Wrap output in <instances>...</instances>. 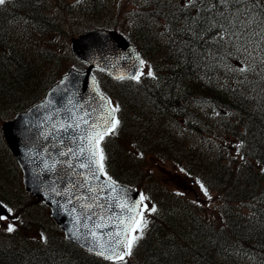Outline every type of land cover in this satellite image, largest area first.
Here are the masks:
<instances>
[{"label": "trees", "instance_id": "trees-1", "mask_svg": "<svg viewBox=\"0 0 264 264\" xmlns=\"http://www.w3.org/2000/svg\"><path fill=\"white\" fill-rule=\"evenodd\" d=\"M58 1L6 0L0 5V122L7 115L10 116L38 100L55 82L59 73L58 65L63 60L72 61L66 49L67 37L79 33V28L71 25L69 28L62 19L56 22L54 16L49 14V3ZM198 3L201 12L195 17L184 12L188 20L187 26L193 22L201 26L208 18L212 19L220 30L227 32L232 48L237 46L249 50L250 57L241 60L245 63L255 62L254 56L258 54L263 61L261 66L264 67V9L260 5L253 8L251 0H228L225 4L218 3L217 0H199ZM248 16L254 17L251 24L243 21V18L247 21ZM16 23L24 28L17 30L13 26ZM170 29L173 32V28ZM198 29L180 28L175 31L179 38L176 47L173 46L174 41L167 46L156 47L158 52L164 47L163 51L169 57L166 58L167 61L164 60L169 63L168 67L157 73L163 75L162 86L152 83L136 86L130 82H113L109 79L100 83L101 89L108 96L126 100L120 105L125 111L122 116H117L119 125L116 132L124 135L123 137L132 133L141 152L147 151L146 146L151 145L154 140L151 153L155 158L159 161H172L183 167L203 185L202 190H207L206 199L197 196L192 201L180 199L188 202L185 204L175 200L169 193L152 191L153 194L150 195L154 202L160 206L165 205V208L156 207L155 211H165L159 217L155 216L153 221L150 215L145 218L143 235L134 245V256L137 259L134 264H239L241 259L238 255L246 254L257 258V264H264V259L259 257L264 255V142L260 141L264 140V114L261 112L264 102L260 101L263 96L250 89L240 88L234 78L233 85L223 89L217 87L215 79L199 78L197 73H207L211 66L209 63L220 61L221 56L217 42L212 50L214 55L210 47H201L203 43L195 35ZM14 30L18 31L15 36ZM27 31L35 35L38 43L41 38L49 39L46 38L48 35L57 40L50 39L42 48L35 44L33 53L30 54V46L19 42L20 39H28ZM137 37L136 43L142 52L149 53L154 42L150 45L152 40L147 39L143 33ZM196 43L198 48L195 51ZM55 72H58L56 76ZM186 79H190L189 85L186 84ZM174 80L179 82L181 93L173 97L168 92L173 91L171 86ZM208 81H213V84ZM197 95L239 112V117L252 120L242 124L247 141L241 154L249 163L243 161L237 166L236 163L233 164V160L225 158L222 161L210 154L203 158L196 154V150L186 146V143H174L171 138L160 136L156 132L166 130L165 123L158 118L160 116L169 119V122L187 118L189 111L183 100H190ZM236 96H240V99L237 100ZM247 98H253V104L247 102ZM259 105L263 107L259 108ZM113 138L115 140L106 136L101 144L105 153V171L114 181L140 189L139 184L135 183L137 178L134 177L133 170H137L135 175H138V167H142L143 162L138 165L128 160L117 146V143L120 144L119 139L116 136ZM163 139L167 142L162 141ZM256 144L261 145V151H252ZM2 147L1 149L0 146V182L11 188L10 182L3 183V177L12 180L15 169L4 145ZM6 191L1 187L0 200L20 216L14 218L17 222V230H13L15 234L4 242L5 245H0V264H55L56 261L66 264H107L86 255L65 241L61 242L53 236L57 229L52 225L46 230L41 224H35L32 221L34 215L39 222L45 221L44 207L21 189L16 190L17 194L13 197L10 194L4 195ZM31 229L36 233L38 229L43 230L45 234H51L52 239L42 242L36 238V233L30 232Z\"/></svg>", "mask_w": 264, "mask_h": 264}, {"label": "water", "instance_id": "water-1", "mask_svg": "<svg viewBox=\"0 0 264 264\" xmlns=\"http://www.w3.org/2000/svg\"><path fill=\"white\" fill-rule=\"evenodd\" d=\"M72 53L90 67L102 69L116 79H132L141 65L140 58L114 33L94 31L85 34L72 42ZM86 77L76 80L75 84L69 83L68 77L63 78L48 91L42 103L3 124L2 131L22 172L25 190L50 207V216L67 233L72 243L96 254L89 229L101 223L100 218L103 217V223L108 227L95 230L98 235L103 233L107 242L108 234L120 230L117 217L126 215L119 205H131L139 197L136 192L121 185L114 184L113 191L103 175L99 180L91 179L85 184L87 170L75 166L68 168L67 161L71 159V154L59 155L69 148H78L77 138L88 130L81 119L85 112L91 113L90 117H86L91 122L107 110L102 108L105 101H101V95L88 73ZM76 124L80 126L75 127ZM78 163L73 161L74 165ZM80 184L85 186H78ZM101 185L103 191H99ZM90 186L96 187L97 192H89ZM91 196H96V203L101 206L85 213L82 205L93 203L85 199ZM5 214V208L0 207V215Z\"/></svg>", "mask_w": 264, "mask_h": 264}, {"label": "rangeland", "instance_id": "rangeland-1", "mask_svg": "<svg viewBox=\"0 0 264 264\" xmlns=\"http://www.w3.org/2000/svg\"><path fill=\"white\" fill-rule=\"evenodd\" d=\"M146 1L148 0H119V5L121 8V11L116 12L114 14L115 20H116V25L118 28H121L123 30H127V28H130L128 26L129 23H134V25L138 28H150V31L153 33V35H155L157 33L156 29H157V25L153 24L151 21H148V18L145 17L147 11H150L149 7H141V5L145 4ZM153 0H150V2H152ZM116 2V0L114 1ZM149 2V3H150ZM156 2H161L156 10L159 11L157 13V16L164 14V12H166V8L170 7V2L171 5L173 7H175L173 14H175L176 12H178L179 7L177 6V4H179V6H181L182 8H188V9H183V12H188V11H194L195 7L193 6H182L181 0H156ZM185 4L188 3V0H184ZM69 1L68 0H59L56 3H49V5L51 6L49 11V14L51 16H54V20L60 21L61 19L64 22H68L67 17H69L70 13L72 11H70L66 6L68 5ZM61 7V8H60ZM171 8V7H170ZM249 19H247V21L244 20L243 21L245 23L251 22L252 17L248 16ZM164 21H157L156 24H164ZM14 28H21L22 26L19 23H16L15 25H13ZM164 27H166V24L164 25ZM88 28V27H87ZM14 36L17 34V30H14ZM27 36L28 39L27 40H23L20 39L19 42H23L26 45L30 46L28 47L30 49V54L33 53L34 50V45L37 44L40 46V48L44 47L43 45L45 43H48L50 41V39H54L52 37V35H48L46 36V38L49 39H42L39 41V43L37 42L38 40L36 38H34L35 35H32V33L27 31ZM156 36V35H155ZM60 38V36H59ZM58 38V39H59ZM161 42H168V41H175V39L171 36V35H167L166 38H159ZM57 40V39H54ZM64 41V39H63ZM19 45V44H18ZM173 46H175V43L173 42ZM176 47V46H175ZM64 49V48H63ZM238 54L240 56H244L246 58L250 57V52L247 48L244 47H238ZM59 56V55H57ZM63 64L59 65L58 68L59 70L62 71L63 69ZM145 68V67H144ZM227 72L232 73L234 76L237 75V77L240 76V72L236 69L233 68H228L226 69ZM60 72V71H58ZM58 72H55V76L57 75ZM143 73V75H147V68L143 69V71L141 72ZM197 79V78H196ZM247 82V81H246ZM201 83H204V80H201ZM208 83H210L211 85L213 84V81H208ZM258 84V83H257ZM259 90L264 91V83L262 84V86H260L259 84L257 85ZM213 91V89H212ZM254 93V92H253ZM119 97V95H117ZM111 99V106L114 107V105H116V102H118L120 104V102H122L123 100H125V98L123 100L120 99H116V98H112ZM200 100L207 103V106H201L198 105L196 103H193L191 101H189L187 98L183 100L184 103H186L187 109L192 108V107H196V110L200 113V115L202 117H205L207 123L209 124L210 128H211V134L216 136V140L213 139L209 134H200V135H195L197 132L193 131L191 132V130L189 128H187L185 125H181L179 124L178 118L175 120L173 119V123H168L165 125L166 130H159L156 131L157 133H160V136H167L169 138H171L174 143H178V144H184L186 143L187 146L189 147H193L194 144L192 142H196L198 144V146L196 147L197 149H200L204 152V155L201 153V155L203 156V158H206V156L208 154H210L211 152V146L213 147V151L216 150L217 151L220 150V147H222V151L224 153V155H228L232 153V145H235L227 136H225L220 129L216 126V122L215 120H220V119H225L221 116H227L228 120H229V115H227L224 112H219L217 109H215L212 105H210V101L202 98L200 96ZM120 101V102H119ZM159 119L164 123L166 120V118H163L162 116L159 117ZM1 124V122H0ZM136 127V126H135ZM218 136L224 140L225 142L227 141L228 143L224 144L219 142V140L217 139ZM164 142V139L162 140ZM120 143H123V140L121 139ZM125 148L129 149L130 151L128 152V154H132L135 155V149L133 147V145L131 143L128 144H124ZM236 146V145H235ZM149 147V149H152V145L147 146ZM120 152L124 155H126V152L123 150L122 147H118ZM178 152V151H177ZM176 152V153H177ZM149 155L152 156V154H146L143 161H145L144 167L139 168V173L137 174V170L135 173H133L134 177L137 178V180L135 181V183L139 184V186L142 188L141 189V194H143L146 199H145V204L148 205V207L151 209L153 206L150 203L148 196L150 197V194H153L152 191L154 190H160L161 192H165V190H172L174 192L180 193L181 191L185 192L187 194L188 197L193 198L194 195H197L199 197H201L202 199H206V197L201 194L199 187L197 186V184L195 182H193L189 177L185 176L184 170L178 166H176L174 163L168 161V160H163L161 162H159L155 157L156 160H153L151 157H149ZM137 160H141V159H137ZM7 164H5V168H6ZM6 171V169H5ZM7 174H9L7 172ZM4 182L8 184L10 182V185L12 186L11 188L8 185H3L0 182V186L5 188L7 191L5 192L4 195H11V197H13V195H16L17 192L16 190H19L18 187V180H17V176L14 175V178L11 180L9 177H3ZM0 187V189H1ZM165 189V190H164ZM175 200L182 202L183 204L188 203L184 200H180L178 199L176 196H174ZM156 206L158 205L157 202H155ZM161 212H163L161 210ZM36 213V212H35ZM35 224L39 225L41 224V226H43L44 229H48V226H50V222L46 225L45 221L43 222H39V219L36 218V215H34L33 220H32ZM4 227V223L0 225V234L3 235L2 239H0V243L2 242H6L13 234H15V231H7L6 229H2ZM29 227V226H28ZM30 232L32 234H35L36 231L34 229H31ZM244 248V247H242ZM238 255V254H236ZM261 259H264V255L259 256ZM137 262V259L135 258L133 260V263ZM258 263V259L255 257H252L250 254H246L245 256H242L241 261H239V264H257Z\"/></svg>", "mask_w": 264, "mask_h": 264}, {"label": "snow or ice", "instance_id": "snow-or-ice-1", "mask_svg": "<svg viewBox=\"0 0 264 264\" xmlns=\"http://www.w3.org/2000/svg\"><path fill=\"white\" fill-rule=\"evenodd\" d=\"M6 0H0V5H3ZM218 3L225 4L228 0H217ZM253 4V8H258L259 4L257 0H251ZM182 6H193L195 4L192 0H188V3L185 4L184 0H181ZM215 6V5H213ZM140 64L143 65L144 61L141 60ZM148 75H153L151 71L147 73ZM143 75V73H141ZM123 79L124 77H119ZM132 79L139 80L140 75H133ZM101 101H105V104L102 105V108H106V112L104 115L98 117V119L91 120L86 119V117H90L91 113L85 112L84 116L81 117L84 124L87 125V131L84 135L79 136L77 138L78 148L72 149L69 148L68 151L60 152L61 156H69L71 154V159L67 161L68 168L79 167L81 169H86L87 174L84 175V182H87L91 179L99 180L100 176L103 175L107 177L109 183L108 187L112 188L115 191L114 181L111 180V177L108 176L105 171V153L101 144L104 138L108 135L114 134L117 126L119 125V120L115 119L114 113L118 111V106L116 107H108L111 105V101L105 99L102 95L100 96ZM79 124H76L75 127H79ZM55 127V125H54ZM67 127H72V125H68ZM64 130H67L65 128ZM62 142V141H61ZM73 161H79L78 164H73ZM54 167V165H53ZM78 186H85L84 184H80ZM203 188V185H201ZM96 187H88V191L91 193L97 192ZM99 191H103V186L101 185ZM205 194L207 195V190L205 189ZM85 199H90L93 203L84 204L82 208L85 213L91 211L93 207H100L98 203H96L97 197L91 196ZM146 197L143 194H140L139 199L137 201H133L131 205L127 203H121L119 207L122 212H126V215L121 218L117 217L120 221V230L115 233L108 234L107 242L104 241V234H97L95 229L108 227L107 224L103 223V217L100 218L101 223H98L94 226V228L89 229V235L92 237L94 243V248L97 249L96 254L100 256H104L106 259H111L114 261H123L126 256L131 255L132 248L136 244V242L142 237L143 230L146 227V220L144 213L146 211L155 212V207L153 206L149 209L147 204H144ZM0 207H6L2 203H0ZM8 212H11V209H7ZM91 219L90 216H88ZM0 219H6L5 216L0 215ZM79 222V221H77ZM84 227H88L85 225ZM9 232L13 231V226L9 225ZM93 250V249H90Z\"/></svg>", "mask_w": 264, "mask_h": 264}, {"label": "bare ground", "instance_id": "bare-ground-1", "mask_svg": "<svg viewBox=\"0 0 264 264\" xmlns=\"http://www.w3.org/2000/svg\"><path fill=\"white\" fill-rule=\"evenodd\" d=\"M1 9V8H0ZM186 22L183 24V25H180V23H178V18L176 17V16H174L173 17V19H172V28H199L197 31H196V33H195V35H196V39H200L201 40V43H203V44H201V47L202 46H207V47H210L211 48V52L213 53V49H214V44L217 42V46L220 48L219 49V53H220V56H221V58L223 57V56H231V55H233L237 50L236 49H233V48H230V50H228V51H223L222 50V48H221V46H220V44L218 43V41H217V39H216V37L213 35V33H215V32H217L218 30H220V29H218V28H220V27H218L217 25H216V22L215 21H213L212 19H209L208 18V20L207 21H205L204 23H203V25H199V23H197V22H193V23H191L189 26H187V22H188V20H185ZM196 48H198V43H196V46H195V51H196ZM204 48H202V50H203ZM209 51V50H208ZM229 53V54H228ZM213 55H214V53H213ZM212 58H213V56H212ZM221 61V60H220ZM220 61H217V62H215V61H213V62H211V63H209V65H211L209 68H208V71H207V73H202V75H200L199 73H197V75L199 76V78H212V79H215L216 81H217V87L218 88H220V89H223V88H225V87H229V85H233V78L232 79H224L219 73H218V69H219V63H220ZM177 77V76H176ZM175 78V77H174ZM178 81L180 82V78L178 79ZM181 81H182V79H181ZM171 82V81H170ZM162 86V85H161ZM165 86V85H164ZM157 87V86H156ZM155 86H154V88H156ZM168 87V86H167ZM172 88H173V86H171ZM101 88H102V86H101ZM164 88H166V87H164ZM159 89V88H158ZM170 89V88H169ZM243 89H249V88H243ZM103 90V89H102ZM165 91H168L167 89H164ZM250 90H252V89H250ZM140 91V90H139ZM158 91V90H157ZM156 91V92H157ZM163 91V90H162ZM253 91V90H252ZM125 92V91H124ZM254 92V91H253ZM125 93H127V92H125ZM162 93V92H161ZM165 93V92H164ZM170 92H168V94H169ZM255 93V92H254ZM128 94H129V92H128ZM166 96V95H165ZM171 97H172V95H171ZM236 98H238L237 100H239L240 99V96H236ZM126 101V100H125ZM175 101V100H174ZM246 101L247 102H249V103H251V104H253V102H254V100H253V98H247L246 99ZM146 104V103H145ZM210 105H212L215 109H217L219 112H224V113H226L227 115H231V114H234V115H239L240 113L239 112H236V111H232L230 108H227V107H225V106H222L221 104H219L218 102H215V101H213V102H210L209 103ZM182 109V108H181ZM182 112V111H181ZM161 113V112H160ZM159 118V117H158ZM191 119V121H193V123H194V125H201L203 128H204V130H203V133L204 134H209L213 139H215L216 140V136L215 135H212L211 134V128H210V126H209V124L207 123V121H206V119H205V117H202L200 114H198V116H196V117H191L190 118ZM157 120V119H156ZM168 122H169V119L168 120H166L164 123V125H166V124H168ZM218 140H219V142H220V144L221 143H224V144H226V143H228L227 141L225 142L224 140H222L219 136H218V138H217ZM110 142V141H109ZM2 146V145H1ZM222 147H220V150L219 151H217V153H216V150H214L213 151V154H212V156H217L219 159H221L222 161H224V159L226 158H228V156L230 155V154H228V155H224V153H223V151H222V149H221ZM231 148H232V152H234L235 150H236V146L235 145H232L231 146ZM243 163V162H242ZM110 164V163H109ZM110 167V166H109ZM217 175V174H216ZM218 178V177H217ZM117 179V178H116ZM214 180V179H213ZM126 181V180H125ZM125 181H123V183L125 182ZM117 182V181H116ZM121 183V182H120ZM127 184H129V183H127ZM130 184H132V183H130ZM39 226V225H38ZM187 226V225H186ZM253 231V230H252ZM258 231V230H257ZM16 237H18V236H16ZM20 238V237H19ZM21 244V243H20ZM22 245V244H21ZM6 247V246H5ZM3 250V249H2ZM13 251V250H12ZM15 251V250H14ZM26 251V250H25ZM30 251H32V249L30 250ZM19 253H22L21 251H18ZM41 254V253H40ZM6 255V254H5ZM8 255V254H7ZM28 255V254H27ZM31 255V254H30ZM9 256V255H8ZM15 256V255H14ZM23 256V255H22ZM29 256V255H28ZM5 257V256H4ZM11 257V256H10ZM223 257V256H222ZM6 258V257H5ZM13 258V257H12ZM27 258V257H26ZM30 258V257H29ZM43 258V257H42ZM15 259V258H14ZM40 259V258H39ZM6 260H7V258H6ZM3 261V260H2ZM5 261V260H4ZM17 261V260H16ZM19 261V260H18ZM21 261V260H20ZM23 261H25V260H23ZM23 264V263H22ZM26 264V263H25ZM55 264H66V262H60V261H56V263ZM232 264V263H231Z\"/></svg>", "mask_w": 264, "mask_h": 264}]
</instances>
